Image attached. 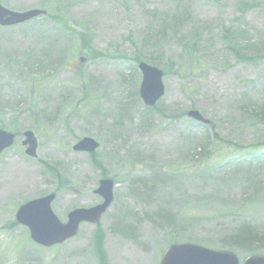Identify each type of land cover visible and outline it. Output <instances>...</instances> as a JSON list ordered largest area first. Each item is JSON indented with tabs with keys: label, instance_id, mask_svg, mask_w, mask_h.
<instances>
[{
	"label": "rangeland",
	"instance_id": "374dc122",
	"mask_svg": "<svg viewBox=\"0 0 264 264\" xmlns=\"http://www.w3.org/2000/svg\"><path fill=\"white\" fill-rule=\"evenodd\" d=\"M0 4L46 11L0 27V128L16 135L0 156V264H159L174 243L239 264L252 248L264 254V240L250 246L264 239V0ZM139 61L163 72L151 109ZM25 130L35 160L19 145ZM82 137L98 143L92 155L71 151ZM100 179L112 180V203L62 245L34 246L14 224L20 205L51 192L62 222L97 205Z\"/></svg>",
	"mask_w": 264,
	"mask_h": 264
},
{
	"label": "water",
	"instance_id": "95a60500",
	"mask_svg": "<svg viewBox=\"0 0 264 264\" xmlns=\"http://www.w3.org/2000/svg\"><path fill=\"white\" fill-rule=\"evenodd\" d=\"M44 14L41 11H28L25 13H13L0 6V26H14L22 24L32 18ZM138 69L141 72L139 97L147 107H153L156 101L163 95L161 82L162 73L155 68L140 63ZM189 118L204 122L197 112H189ZM25 141L22 145L27 146L25 155L35 157L36 142L30 132L24 133ZM13 137L0 131V152L12 144ZM97 145L91 139L85 138L78 142L72 149L77 152H93ZM103 198L101 205L90 209H78L68 214L66 224H61L50 210V203L54 195H49L31 201L19 207L16 220L24 225L30 232L31 240L43 247L60 244L73 237L81 222L97 223L101 214L112 201V182L102 180L95 191ZM160 264H237V259L228 253L212 252L195 245H172L164 253ZM244 264H264L263 257H252L245 260Z\"/></svg>",
	"mask_w": 264,
	"mask_h": 264
},
{
	"label": "trees",
	"instance_id": "16d2710c",
	"mask_svg": "<svg viewBox=\"0 0 264 264\" xmlns=\"http://www.w3.org/2000/svg\"><path fill=\"white\" fill-rule=\"evenodd\" d=\"M87 44L88 45H90V43H87L86 42V44H85V46H87ZM212 131H211V135H212V137H213V139L215 140V139H217V136L215 135V133H213V128L211 129ZM259 156H261V157H264V153L263 154H261V155H259ZM254 159L256 160V157L254 156ZM247 231H249V230H247ZM248 233V232H247ZM248 235H251L250 233L248 234ZM246 237L244 238V237H238L237 239H241V240H246V242L244 243V244H239L238 242H237V244L238 245H240L239 247H241V248H248L249 247V245H248V241L250 240L249 239V237L247 236V235H245ZM252 237V236H251ZM253 238V237H252ZM264 239L263 238H261V239H259V238H254L253 239V241L251 242V245L250 246H254L255 247V241L256 242H262ZM259 247H255V248H252L253 249V251H251L250 253H249V256H256V255H262V253L261 252H259V251H256V250H259L258 249Z\"/></svg>",
	"mask_w": 264,
	"mask_h": 264
}]
</instances>
